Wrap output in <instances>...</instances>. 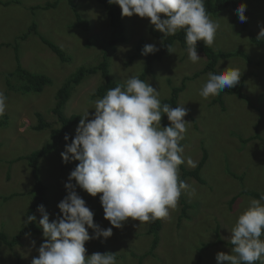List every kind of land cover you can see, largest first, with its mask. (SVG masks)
I'll return each instance as SVG.
<instances>
[{
    "label": "rangeland",
    "instance_id": "rangeland-1",
    "mask_svg": "<svg viewBox=\"0 0 264 264\" xmlns=\"http://www.w3.org/2000/svg\"><path fill=\"white\" fill-rule=\"evenodd\" d=\"M54 1L57 2L54 8L43 9L46 3ZM70 1L76 5V13L89 24L87 31L72 27L77 19ZM0 2L8 3L0 4V91L7 96V108L0 116V122H3L0 123V233L13 237L25 225L28 209L33 204L31 190L34 179L26 160L19 158L50 142V129H35L39 124L36 113H40L52 128L60 126L57 115L52 113L56 92L77 68L95 66L104 53L109 54L108 70L113 81L125 85L129 77L143 76L142 80L159 91L160 98L164 99L169 97L173 87L181 85L183 78L201 72L206 58L198 54L203 59L192 63L188 51L175 42L171 48L175 53L154 62L148 72L144 58L137 55L138 42L145 40L142 49L146 44L159 47L162 43L160 38L149 33L150 27L156 29L148 18L121 16L125 41L103 48L101 44L107 43L112 30L97 0ZM241 2L246 5V22H240L230 8L210 14L211 19L220 25L211 48L222 52L243 51L246 54L250 63L238 56L222 58L217 62L216 71L218 73L227 67L239 68L242 75L237 85L243 82L242 91L249 100L244 101L226 93L220 96L221 102L216 103L211 101L218 99L219 95L202 97L199 93L208 72L186 81L177 97V106L187 108L185 120L190 122L181 141L185 160L181 165L187 169L195 168L187 163V159L191 158L197 165L203 149L207 154L200 170L204 183L185 179L190 187L187 192H182L183 198L185 204L191 207H188L186 215L181 216L182 206L178 201L177 208L170 210L169 217L161 219L158 246L153 255L143 257L152 241V236L147 234L149 222L139 223L129 219L123 222L122 228H113L110 238L87 241L86 257L104 251L116 253L117 264H217L218 252L231 254L232 246L228 245L231 243L230 231L253 198L240 195L241 190L264 193V45H254L249 39V34L257 38L260 25H264V0ZM33 25L34 30L31 29ZM243 25L246 26L245 31L242 30ZM23 34L25 37L21 40ZM40 37L44 38V43ZM46 41L60 48L63 58L53 52ZM4 43L9 46H1ZM18 67L32 74L47 76L51 83L39 93L9 91L5 75L17 71ZM9 82L17 86L20 84L16 76H12ZM102 83L99 73L85 77L72 90L63 108L65 116H83L87 109L90 114L94 113L93 102L100 98H93L92 94ZM168 124L170 126L169 121ZM77 125L70 129L72 136H75ZM255 135L259 138H254ZM66 143L71 141L64 139L55 152L39 161L38 176L46 186L45 198L48 203L44 207L49 213L50 222L57 215H62L58 204L67 195L65 183L79 163L59 162ZM72 183L76 182L73 180ZM76 191L97 216L94 223L103 229L111 227L110 222L104 219L99 199L101 194L92 197L79 187ZM34 215L38 224L41 214L36 210ZM88 231L93 235L92 229ZM217 231L223 243L207 247L208 244H215ZM45 239L43 234H27L19 246L12 249L2 246L0 264H32V259L38 258L37 249ZM32 241H35L34 246ZM256 264H261V261Z\"/></svg>",
    "mask_w": 264,
    "mask_h": 264
},
{
    "label": "clouds",
    "instance_id": "clouds-1",
    "mask_svg": "<svg viewBox=\"0 0 264 264\" xmlns=\"http://www.w3.org/2000/svg\"><path fill=\"white\" fill-rule=\"evenodd\" d=\"M108 4L118 5L122 17L148 18L163 35L173 36L185 30L192 63L203 59L197 54V42L213 46L220 27L211 19L203 0H108ZM245 11V4L236 8L242 23L247 20ZM261 38L264 25H260L257 36ZM158 50L155 44H146L141 54ZM168 50L175 53L174 49ZM241 75L239 68L231 67L208 72L199 94L204 98L217 96L237 85ZM6 101L7 96L0 91V116L5 113ZM93 103L94 113L84 111L75 136L61 152L64 163L79 162L65 183L67 195L58 204L62 215L50 222L44 205L37 206L41 214L38 225L46 239L32 264H117L116 253L96 252L86 257L85 243L110 238L113 228H122L129 219L145 223L168 218L170 210L177 208L182 192L190 187L179 175V166L185 162L181 141L190 123L185 120L188 110L184 105L173 108L162 104L159 91L135 75L125 85L108 89L103 98ZM162 113L170 126L161 125ZM64 139L69 141L70 134H65ZM187 163L196 166L191 158ZM77 187L92 197L101 194L104 219L111 227L103 229L94 223V213L77 194ZM24 222H36V216L28 215ZM88 229L93 230V235ZM230 232L231 254L218 252L217 264H264V195L249 201Z\"/></svg>",
    "mask_w": 264,
    "mask_h": 264
},
{
    "label": "trees",
    "instance_id": "trees-1",
    "mask_svg": "<svg viewBox=\"0 0 264 264\" xmlns=\"http://www.w3.org/2000/svg\"><path fill=\"white\" fill-rule=\"evenodd\" d=\"M97 2L103 7L105 14L108 18V24L112 30L111 37L107 41V43H102L103 48H109L113 47L116 43H121L125 41L124 37V29L123 24L121 20V9L118 5L115 4H108V0H97ZM204 6L206 11L210 14H215L218 12H221L225 8L233 9L238 16L236 12V8L242 4L241 0H203ZM73 2L70 1L69 4L71 6V9L76 14L77 22L72 27L80 28L81 30L87 31L89 29V24L81 19L80 15L76 13V5L72 4ZM1 5H7L8 3L0 2ZM57 5V2L54 1L53 3H46L43 6V9H49L54 8ZM245 11V16H246ZM31 29H35L34 25L31 26ZM242 30H246V26H242ZM149 33L154 36L155 38H160L162 40V43L159 47H157L159 50L155 52L154 54H148V55H142V47L145 43L144 39H140L137 45V49L139 56H142L146 63V69L151 71L152 66L154 62L160 61L164 56L168 55L170 52L168 50L172 48L173 44L176 42L180 45V47L187 51V44H186V33L185 30L181 29L179 30L175 35L173 36H166L163 35L160 31H156L153 28H149ZM25 37V34L20 36V39L23 40ZM41 41H44V38L40 37ZM249 39L251 43L257 46H263L264 45V38L263 39H257L253 34H249ZM44 43V42H43ZM47 46L56 54H58L61 58H63L62 50L58 48L57 46L49 43L46 41ZM46 45V44H45ZM1 46L8 47L9 44H1ZM197 48V54H203L206 58V63L201 72L194 73L193 75L189 77L183 78L181 81V85L179 87H173L171 90V93L168 98L161 99L162 104H169L171 107L175 108L177 106V97L179 93L184 89L185 82L188 80H193L199 76V74L206 73V72H213L217 73L216 71V65L219 59L222 58H230L234 56H238L243 58L244 60H247L250 63V60L246 56V54L243 51H237V52H222V51H215L211 47L205 46V44L201 41L197 42L196 45ZM108 57L109 54L104 53L102 56V60L95 66H92L90 68L80 66L77 68L76 72L71 74L69 78L65 81V83L57 90L56 92V100L54 107L52 109V113L54 115H57V121H59L60 126L58 128H52L51 124H49L47 121H44L42 115L40 113H36V116L38 118L39 124L35 129L41 130V129H50V142H47L42 148H40L37 151H33L29 155L24 156L23 158L27 162V166L31 172V175L34 179V185L33 189L31 190V193L33 194V204L28 209L27 216L28 215H34V212L37 210L38 205H46L48 202L45 198V191L46 186L42 183L38 176V169H39V161L40 159L44 158L45 156L49 155L52 151H56L62 141L64 140L65 134H70V141L71 138L74 136L71 135L70 129L77 125L79 123V120L81 119V115L72 114L70 116H65V113L63 112V108L67 101L69 100L70 94L72 90L79 85L85 77L88 75H93L95 73H99L103 83L100 84L95 92L92 94V97H99L103 98L104 95H106V92L110 88H114L117 86L118 82L113 81L109 75V63H108ZM17 58V56H16ZM17 71L9 72L5 75L7 79V86L6 88L9 91H17L21 94H27L28 92L33 93H39L42 91L43 87L46 85H49L51 83L50 78L44 75H38V74H32L28 71L23 70L21 67L16 68ZM12 76H16L20 82V84L12 85L11 82H9V79H11ZM143 77V76H142ZM142 77L139 79L142 80ZM243 82H241L239 85L232 87L231 89H225L223 90L219 96L218 99H215L211 101V103L221 102V95L222 94H231L236 96L238 99L248 101V97L243 93ZM162 115H164L162 113ZM167 116H162L161 119V125L162 126H169L167 121ZM170 122V121H169ZM3 124V122H0ZM254 138H259L258 135L253 136ZM182 145V144H181ZM207 159L206 151L203 149L202 151V157L195 168L187 169L186 167L180 165V171L181 176L180 179L184 180L186 178H191L195 180L197 183L203 184L204 181L200 177V170L202 166L205 164ZM59 162L64 163L62 160H59ZM61 168H65L62 166ZM240 195H249L253 198L259 199L261 195H264V193L261 192H255V191H246L241 190ZM11 198V197H9ZM6 198V199H9ZM181 207L182 214L181 216L186 215V212L188 210V207H191L189 204H185V200L183 198V193L181 194V197L179 199ZM94 219H97V216H94ZM161 229V219H157L155 221L149 222V227L147 229V234L152 236L151 246L146 252L143 257L147 255H153V251L158 246V233ZM27 234H43L42 229L39 227V225L36 222L25 224L13 237L8 236L7 234L0 233V248L2 246H8L10 249L19 246L21 239H23ZM217 240L215 244H208L207 247H212L218 244H222L223 241L219 238L218 231L216 232ZM228 245L232 246L231 243H228ZM102 253H105L104 251ZM140 259V258H139Z\"/></svg>",
    "mask_w": 264,
    "mask_h": 264
}]
</instances>
